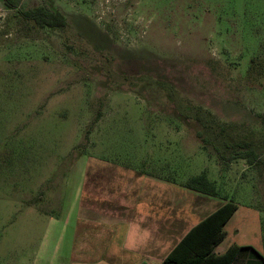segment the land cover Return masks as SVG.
Masks as SVG:
<instances>
[{
  "label": "rangeland",
  "instance_id": "1",
  "mask_svg": "<svg viewBox=\"0 0 264 264\" xmlns=\"http://www.w3.org/2000/svg\"><path fill=\"white\" fill-rule=\"evenodd\" d=\"M12 4L0 0V264L29 263L39 221L25 213L57 208L88 153L168 160L186 183L206 172L239 206L219 251L264 256V0ZM41 7L67 24L39 26L27 13ZM243 141L250 167L225 159Z\"/></svg>",
  "mask_w": 264,
  "mask_h": 264
},
{
  "label": "crops",
  "instance_id": "2",
  "mask_svg": "<svg viewBox=\"0 0 264 264\" xmlns=\"http://www.w3.org/2000/svg\"><path fill=\"white\" fill-rule=\"evenodd\" d=\"M83 158L67 171L65 198H58L57 208L25 213L39 221L28 230L37 239L27 264H160L190 230L230 201L219 190L206 194L165 174L168 160L153 169L147 168L153 162L141 166L89 153ZM232 217L215 254L237 245L219 251ZM240 247L232 264H264L254 247Z\"/></svg>",
  "mask_w": 264,
  "mask_h": 264
},
{
  "label": "trees",
  "instance_id": "3",
  "mask_svg": "<svg viewBox=\"0 0 264 264\" xmlns=\"http://www.w3.org/2000/svg\"><path fill=\"white\" fill-rule=\"evenodd\" d=\"M7 6L13 7L12 0H3ZM41 27H64L67 24L65 16L59 11H49L43 7L27 13ZM264 121V115H260ZM246 159L249 165H254L259 155L251 147L250 142H235L231 145L230 156L225 158L228 163L236 159ZM187 186L206 194L216 195V184L209 180L205 172L192 177ZM238 204L227 201L218 210L195 226L177 244L173 251L160 264H232L236 259L240 246L234 245L223 254L213 253L214 246L224 237V225L233 216Z\"/></svg>",
  "mask_w": 264,
  "mask_h": 264
}]
</instances>
